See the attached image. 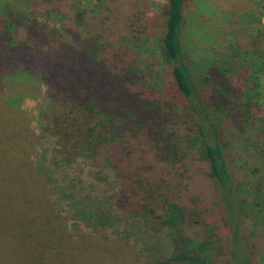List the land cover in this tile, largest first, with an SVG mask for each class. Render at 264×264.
Returning <instances> with one entry per match:
<instances>
[{
  "label": "trees",
  "instance_id": "trees-1",
  "mask_svg": "<svg viewBox=\"0 0 264 264\" xmlns=\"http://www.w3.org/2000/svg\"><path fill=\"white\" fill-rule=\"evenodd\" d=\"M184 3L166 0L162 9L158 56L175 91L167 97L161 84L146 83L133 59L102 43L100 34L74 42L62 32L49 51L40 39L34 49L26 42L16 46L13 33L24 29L23 19L34 14L49 18L61 8L35 11L27 0L25 15L16 0H0V264H150L133 244L102 231V213L96 230L76 236L68 231L67 217L31 160L38 136L18 103L7 99L18 89L13 85L29 82L31 68L47 85L49 130L57 136L58 158L103 156L119 183L115 206L131 221L165 230L172 251L151 264H222L224 259L226 264H249L248 236L264 225V174L244 189L229 170L226 138L232 133L217 115V84L212 82L214 87L206 92L198 64L185 60ZM86 15L83 8L70 14L78 27L87 22ZM50 18L57 24L63 20ZM247 42L248 47H233V54L220 62H226L229 71L238 68L241 80L262 71L258 64L264 36ZM43 44L44 51L37 47ZM250 56L256 57L253 62ZM16 60L22 65H14ZM209 65L210 70L216 68ZM11 66L18 76L3 75L2 70ZM255 119L243 128L247 135L260 131L255 139L247 137L254 139L249 145L252 155L259 157L258 171L264 168V139L259 138L264 135V117ZM189 154L214 191L216 214L211 224L203 219L197 195L183 188L186 168H178ZM133 228L141 234L138 226Z\"/></svg>",
  "mask_w": 264,
  "mask_h": 264
},
{
  "label": "rangeland",
  "instance_id": "rangeland-1",
  "mask_svg": "<svg viewBox=\"0 0 264 264\" xmlns=\"http://www.w3.org/2000/svg\"><path fill=\"white\" fill-rule=\"evenodd\" d=\"M26 1L16 0L20 12L26 13L25 15L29 12L24 5ZM30 1L33 2L35 11L49 6H59L61 9L57 14L50 12L49 18L34 14L23 19L24 26L20 28L24 29H17L13 33L16 46L26 42L25 46L34 49L33 45H36L40 39L47 44V47L44 44L37 47L42 46L40 49L44 51L45 46L49 51L52 44L59 42V33L62 32L64 35L70 34L74 42L79 38L85 39L90 34L91 37L100 34L99 40L102 43L114 46L116 50L125 52L133 59L132 64L146 83L149 81L161 84L167 91V97L175 95L169 70L158 56L160 46L158 36L163 24L162 9L166 0ZM228 1L230 0H221V6L215 3L209 8L208 4L212 0H185L181 42L186 62L192 66L194 63L198 64L202 75L204 74L202 79L206 92L210 93L212 82L217 84L215 92L219 97L217 96L215 105L221 109L217 115L232 133L226 138L229 143L227 165L235 181L242 182V188L246 189L264 174L263 167L256 171L259 157L252 155L253 147L249 145V143L254 144V133L260 131H249L247 135L244 131L246 128H243L249 124L250 119L264 117V51L261 55L262 64H258L262 71L256 69L259 74L257 77L241 80L242 76L238 68L237 71L234 69L229 71L226 68L227 63L220 62L233 54L235 51L233 47H248L249 38H263L264 0H258L256 14L241 18L238 14L240 11H235L237 9L235 7L238 6V2L242 5L246 0H233L234 2L231 0L234 3L232 8L226 7ZM80 8L87 9V22L82 27H78L70 16L74 9ZM244 9L242 5V10ZM54 16L63 18L60 24L51 20L50 17L53 19ZM254 16L257 18L256 24L252 23ZM61 23L66 29L61 27ZM31 31L32 33L29 34ZM39 33L42 35L40 36ZM254 57L250 56L252 62ZM14 62V65H22L17 60ZM208 62L211 63L209 66L216 64V68L208 69ZM31 69L32 72L27 70L29 74L27 73L26 79L29 82H26V85H13L18 86V89L7 99L18 103L17 107L24 114L29 127L38 136V140L33 144L31 160L50 189L53 199L61 207V213L67 217L68 231L76 236L96 230L97 216L102 213L103 232L133 244L150 264L156 259H165V254L167 255L173 248L165 230L160 226H143L137 221H131L127 212L115 206L114 198L119 183L113 169L103 156H97L92 160L73 155L69 161H66L55 154L57 136L49 130L51 122L47 114L49 103L47 85L44 79L38 76L36 70ZM2 71L3 75L10 78L18 76L12 66ZM228 72L238 74L240 77ZM245 92L247 95L244 94ZM231 124L234 127H231ZM259 138L264 139L263 133ZM192 158H194L192 154H189L180 164L178 171L186 168L184 174L187 177L183 180L185 183L183 188L197 195L195 196L198 199L197 206L204 211L203 219L211 224L216 214V207L212 204L214 191L210 187L209 179H206L199 170V164L192 161ZM134 226L140 228L141 234L138 235ZM255 228L259 229L251 232L253 236L247 235L249 230L244 232L249 237V246L246 249L247 260L249 264H264V225ZM225 262L224 259L222 264H226Z\"/></svg>",
  "mask_w": 264,
  "mask_h": 264
},
{
  "label": "crops",
  "instance_id": "crops-1",
  "mask_svg": "<svg viewBox=\"0 0 264 264\" xmlns=\"http://www.w3.org/2000/svg\"><path fill=\"white\" fill-rule=\"evenodd\" d=\"M220 1L221 0H212V2H209L208 7L212 8V6L215 3H217L218 6L219 5L221 6ZM232 1L231 0L228 1V3H226V7L228 6V7L232 8L234 6V3H233L234 1L233 2ZM257 3H258V0H246L242 4L243 7H245V9L242 10V5H240L239 2H238V6L235 7V8H237L235 11H238V12L240 11L238 13L239 14V18H241L242 16H245V15H249L248 17H250V15L256 14L255 8H256ZM183 15H184V13H183ZM256 22H257V18H256V16H254L252 23L256 24Z\"/></svg>",
  "mask_w": 264,
  "mask_h": 264
}]
</instances>
